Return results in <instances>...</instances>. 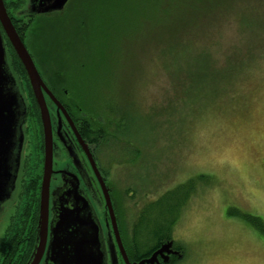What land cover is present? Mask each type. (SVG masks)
<instances>
[{"label": "rangeland", "instance_id": "374dc122", "mask_svg": "<svg viewBox=\"0 0 264 264\" xmlns=\"http://www.w3.org/2000/svg\"><path fill=\"white\" fill-rule=\"evenodd\" d=\"M104 1L102 9L96 0H72L65 14L86 2L88 18L78 14L61 25L68 14L56 22L60 30L54 20H34L24 40L64 102L81 118H103L89 127L116 137L103 142L99 168L112 188L117 227L137 222L135 201L147 208V224L157 196L160 211L180 199L173 233L184 250L179 264H264V236L247 220L264 223V0ZM23 2L37 13L49 0ZM20 5L7 7L16 15ZM5 61L6 51L1 84L13 76ZM8 94L0 111V246L27 151L16 103L22 93ZM12 117L10 139L4 129ZM88 174L95 177L91 165ZM189 181L185 196L178 188ZM163 192L173 194L162 199ZM66 193L51 192L49 229ZM98 207L106 212L103 199ZM99 210L100 259L106 247L112 257L111 243L110 264H118L113 228Z\"/></svg>", "mask_w": 264, "mask_h": 264}, {"label": "flooded vegetation", "instance_id": "af4514ba", "mask_svg": "<svg viewBox=\"0 0 264 264\" xmlns=\"http://www.w3.org/2000/svg\"><path fill=\"white\" fill-rule=\"evenodd\" d=\"M20 2H21V5L17 9L18 14L13 15L11 13V9L7 7V4L10 2H8V0H3L4 7L7 11L8 18L11 19L12 24L14 22L13 20L14 17L22 18V21L24 22L23 23L24 30L22 32V35L18 34L20 37V40H22L25 49L28 50V53L31 59L35 64L36 71H38L39 75L41 76L42 82H44L47 89L53 93L56 100L60 102V100L57 97V94L54 91H52L47 85V82L44 80L43 75H42L43 71H40L39 67H37L36 60H34L32 54L29 52V49H28L29 46L27 47L25 40H24L25 38L24 33L26 32V28L28 27V24H30L34 20H37V21L47 20V19L54 20L55 24L53 25H55L56 28L60 30V28L58 27L60 26V24L56 22L68 17L67 14H65V10H67L69 7L71 9V6L69 4H71L72 0L67 1V4L65 5L63 11L50 12L46 14L33 13L28 8L26 10L24 8L23 0H20ZM76 8L78 9L79 5ZM66 23L67 22L64 21L62 22L61 25L63 24L65 25ZM13 27L14 29H16L14 24H13ZM16 31L17 33H19L18 28L16 29ZM0 33L2 35V41L4 42V51H6V61L5 62H7L9 72H11L13 75L12 80L7 81L8 84L6 85V89L12 92L17 91L19 93H22V103H21V98H19V101L21 103L20 110H22V112L24 110L26 114V116L25 117L23 116L21 120V124L24 125L23 132H24V136H26L25 146L27 148V151L24 155L22 167H21L22 168V175H21L22 179L20 182L21 190L18 195V203L14 207V213L9 220L8 226L6 227L7 229L15 225V222H16L15 219L20 218L23 221L22 216L24 214L21 213L20 210L23 208V206H26V205L24 202L25 200L23 199L22 201L21 199H22V194L24 190L23 188L25 186L27 176H30V173L32 172V170L30 171V168L32 167V165L37 170L38 175L40 176L39 186H38L39 188L38 197H39V193L41 189L40 185L42 181L41 177H42V173L44 169L43 162H44L45 145H44V135H43V124L41 122L38 123L37 121L33 123L32 122L30 123L27 121V109H28L29 103L27 102L25 82L23 80V76L21 72H19L16 67V64L14 61L15 52L11 49L9 40H7V37L5 35V31L2 30L1 23H0ZM57 57L58 56H54V57L49 56V59L52 61L59 60ZM44 99H45V103L47 104L48 113L50 114V124H51V134H52L51 135L52 173L50 175L51 178H50V183H49L50 196H51L52 190H54V193H59V195H62L61 193H65V191H67V193L65 194V197H63L64 202L66 204L65 206H67L68 208H72V206L75 204L76 198L81 197L86 202V204L90 207V213H91L92 218L94 216L96 217L95 213L97 214V216L99 215L98 206L100 205L101 200L103 199V196L101 195H100L101 197L99 196V193L97 191L98 186H96L97 180L96 179L94 180L95 177L93 178L91 175L88 174V166L90 167V163L88 161L87 154L84 153L81 144H79L78 142V139L75 134L76 132L79 135L81 143L85 145L86 148L88 149V152L91 155L92 161L94 162L99 172V175L101 176V179L104 182V185H106V188L109 190V196L111 198L112 206L114 207V213L116 215V206H115L116 203L112 196V188L107 183L105 176L102 174L99 168L100 160H101L99 157V152L102 154V149L105 151L104 146H102L104 144L103 142L105 140H109L113 143H116L115 142L116 137L111 134L108 135L107 132L102 127H100V129L90 128L89 127L91 125L90 123H93V124L95 123L98 126L99 125L98 121H101V123L104 122L103 118H97L95 116L89 117V118L87 117H83V118L81 117L73 118L72 117L71 118L70 117L71 123H73V127H71L70 124L66 121V119L62 116L61 113H60V119L58 118L57 113H56L55 104L54 102L49 100L46 94H44ZM60 103L63 105L65 111L69 114L64 103L63 102H60ZM97 132H101V135L103 136H105L106 134L107 138L105 137V139L104 138L101 139L102 137L101 138L99 137L95 139ZM87 134L89 135V137ZM31 162L33 163L32 165H31ZM29 164H30V167H29ZM167 194H169V192L167 193L163 192V194H161V197L163 198ZM50 196H49V199H51ZM159 197L160 195L157 196V198L153 202L156 203L160 201ZM139 203L140 201L138 202L135 201L133 203V205H135V209L138 210V213L135 214L137 216V220L141 217V214L144 215L145 217V213L147 210V208H144V207L141 208ZM164 207L166 208L162 209L161 212H163L164 214L165 212H168V214L172 212V215L169 214L168 217L165 216L167 220L159 224L162 227L160 231L161 234L159 235L160 236L162 235L163 238L159 239V241L157 240V243L152 242V239H147L145 237L147 232L152 229V227L150 226V223H147V224H144V222H142L141 224L132 223L131 225H127L128 228L123 229L121 225L118 228V236L120 238L122 248L124 249L125 257L128 260V264H137V263L142 262L145 259H149V257H151V255H153L154 252L158 251L161 248V246H163L165 243H169L170 247H167L166 250L162 254L157 255L158 261L155 264H179L184 260L185 258L184 250L175 241V238L173 235L174 228L176 227L175 223L177 221V220L175 221L173 220L174 219L173 212L175 210V204L174 205L167 204ZM154 208H155L154 213L159 214L160 208L158 207H154ZM49 209H50V214H51L52 209H51L50 202H49ZM102 212L100 211L101 213L100 216L102 218H105L107 222L110 221L109 217L107 216V213L106 212L102 213ZM24 213H26V215L28 216H27V219L23 221L24 227L20 229L21 236L20 238L17 237V234L14 229V231H12L13 233L10 239L11 242L17 241L18 239H20V241L21 240H24V241L31 240L30 233H32L31 229L33 227L32 223H33L35 212H33L32 210L29 211L28 208L26 207V212ZM116 222H117V219H116ZM6 229L4 230V235L6 234L5 233ZM112 232H113V229H112ZM36 237L37 235L35 236V240L33 241L32 246H28L29 247L28 252L26 249L24 254H22L21 256H17V257L15 256L11 260L8 259L7 264H29V262L33 260V259L31 260V258L33 256V251L36 246ZM113 237H114V233H113ZM46 241H47V244H46V248L44 251L45 253L41 257L40 261L38 262L39 264H47L48 262L46 261L47 259L46 251H47V246L49 244V234H48ZM110 246L112 249V257L114 258L113 245L110 243ZM114 246H115V249H117L118 251V257L116 256V253H115V258L118 260V264H126L124 262V259L122 258V254L120 250L118 249L116 238H115ZM106 249L107 250H103L102 260L109 261V264H110V261L112 258L110 255V249H108V247H106ZM105 252L107 253V255H105ZM1 262L2 260H0V263Z\"/></svg>", "mask_w": 264, "mask_h": 264}, {"label": "water", "instance_id": "95a60500", "mask_svg": "<svg viewBox=\"0 0 264 264\" xmlns=\"http://www.w3.org/2000/svg\"><path fill=\"white\" fill-rule=\"evenodd\" d=\"M68 0H49V3L45 8L38 9L36 12L38 14H46L50 12L63 11ZM0 23L2 30L5 31L7 40H9L12 50L15 52L18 61H20L24 72H26V77L30 83L31 91L33 93L34 101L37 105V110L40 118V122L43 124V135H44V162H43V173L42 181L40 185L39 194V214H38V224H37V237L36 246L33 251V256L29 264H39L41 257L45 253V248L47 244V237L49 234V244L47 246V260L52 262L56 260L58 264H101L98 242L96 239V231L93 228L94 219L90 213V207L86 204L83 198H76L75 204L72 208H68L65 205L64 199H59L58 204L64 206L59 208L57 213L58 221L53 222L49 229V196H50V175L52 173V156H51V124H50V114L48 113L47 104L45 103L44 94L47 95L49 100L54 102L56 107V113L60 119V113L66 119V121L73 127L68 113L65 111L63 105L58 102L52 92H49L44 82H42L39 72L36 71L35 64L32 61L28 50L25 49L22 40L14 29L11 19L8 18L7 11L4 7L3 0H0ZM4 42L2 41V35L0 33V75L5 63L3 62L4 57ZM7 83L2 80L0 83V111L2 106L8 105L11 102L9 90L6 89ZM18 108L21 109V103L16 99ZM17 107V105H16ZM22 117L26 116L25 111L21 112ZM14 116L13 114H11ZM14 119L13 117L9 120V127H6L5 134L8 138L10 131L13 128ZM74 130V128H73ZM79 144H81L82 149L85 154H87L88 161L92 167L93 174L101 187V196H103L104 205L106 207V213L110 220L111 228H113L114 237L118 245V249L122 254L124 262L128 264V260L125 257L124 249L122 248L120 238L118 236V227L116 222V217L114 213V207L112 206L111 198L109 196V190L104 185V182L99 175V172L92 161L91 155L88 149L80 141L78 133H76ZM61 196V195H59ZM61 198V197H60ZM69 210V211H68ZM53 214H55L53 212ZM55 216H53L54 219ZM108 223V222H107ZM50 231V233H49ZM167 247H170L169 243H165L161 248L154 252L149 259H145L137 264H155L158 261L157 255L162 254ZM59 256V257H58ZM58 257V259H57ZM52 259V260H51Z\"/></svg>", "mask_w": 264, "mask_h": 264}, {"label": "trees", "instance_id": "16d2710c", "mask_svg": "<svg viewBox=\"0 0 264 264\" xmlns=\"http://www.w3.org/2000/svg\"><path fill=\"white\" fill-rule=\"evenodd\" d=\"M79 2H80V0H79ZM86 2H88V0H86ZM86 2L85 3L81 2L79 4V8L76 9V11L68 12L70 17H68L65 22H68V21L72 20L73 17L75 15H78V14H81V16H83L85 14L86 18H88V15H86V13H85V10H86L85 5L88 4ZM96 2L101 6L100 8L104 9V7L102 6L101 3H105L106 1H104V0H96ZM19 3L20 2L8 3L7 5H9V6L14 8L15 6H18ZM13 20H14V22H13L14 26L16 27V29L18 28V31H19L18 34L22 35V32L24 30L23 29L22 18H18L17 19L16 17H14ZM14 61H15V64H16V67H17L18 71L21 72V74L23 76V80H24L25 86H26L25 89H26V93H27V102L29 103L28 104V109H27V121L31 123L32 121L35 120V121H37L39 123L40 122V118H39V114H38V110H37V105H36V103L34 101L33 93L31 91L30 83L27 80L26 72H24L20 61H18V59H17L16 54H15V57H14ZM210 74H211V76H213L214 75V71H212ZM215 79H217V78L213 77L212 81H214ZM69 80L74 82V80L72 78L69 79ZM47 85L49 86V88L52 91H54L57 94V97L60 100V102L64 103V105L67 108V111L69 112V114H68L69 117L78 118V117L81 116L80 112L76 111L73 108V106L71 107L69 104L64 102V100L61 98V95H59L60 91H58V88L55 85H53L51 83H50V85L49 84H47ZM88 137H89V135H88ZM99 137L100 138L102 137L101 139H103V138L105 139L106 134H105V136H103V135H101V132H97L96 136H95V139H97ZM39 180H40V176H36V175L32 176V177L31 176H27L26 183H25V186L23 188L24 190H23V194H22V199H21L22 201H23V199L25 200L24 202H25V205H26V206H23V208L20 210L21 213L24 214L22 216L23 221H25L27 219V216H28V215H26V213H24V212H26V207L28 208L29 211L32 210L33 212H35L33 223H32L33 227L31 229L32 233H30L31 240L30 241H24V240L20 241V239H18L17 241H14V242L10 241L12 233H13L12 231H14V229H15L17 237L20 238V236H21L20 229H22L24 227L22 219H20V218L15 219V221H16L15 225H13L10 228H7L6 231H5L6 234L3 236V239H2V242H1L2 244L0 246V254H1L0 255V260H2V262L0 264H7L8 259L11 260L15 256L16 257L17 256H21L22 254H24L26 249H27V252H28L29 251V247L28 246H32L33 241L35 240V236L37 235V231L36 230H37V224H38V214H39L38 208H39V200H40L39 197H38ZM191 187H192V185H191V181H190L188 184H183L182 187H179L178 189H185L187 193L184 194V195L188 196L190 194L189 191H190ZM172 192H169V194H167V195H172L173 194ZM165 197H163V198H165ZM161 202H162V200L154 203L152 207L161 208V206H162ZM184 204L185 203L183 202V200H182V202H181L180 199L176 201L175 210L173 212V218L174 219L172 218L174 221L177 220V218L179 217V215H180L179 213H180V211H181V209H182ZM169 214L172 215V212L169 213ZM169 214H168V212H165V214H164L163 212L160 211L159 214L152 213L149 216V218H150V226L152 227V229L149 230L147 232V234L145 235V237L147 239H152V242H156L157 243V240L159 241V239L163 238L162 235H161L162 237L159 235V234H161L160 231L162 229V227L159 224L161 222H163V221H166L167 219L165 218V216L168 217ZM144 219H145L144 215L141 214V217L137 220L136 223L141 224ZM247 220L251 223V225L258 232L260 231V233L264 236V223L262 221H260L259 218L257 219V218H254V217H248Z\"/></svg>", "mask_w": 264, "mask_h": 264}]
</instances>
